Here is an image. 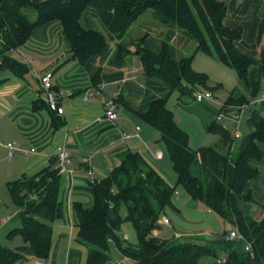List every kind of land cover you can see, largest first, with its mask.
<instances>
[{"label":"trees","instance_id":"trees-1","mask_svg":"<svg viewBox=\"0 0 264 264\" xmlns=\"http://www.w3.org/2000/svg\"><path fill=\"white\" fill-rule=\"evenodd\" d=\"M27 11L35 12L36 19L31 20ZM227 12L225 0H0V76L9 73L25 79L30 65L11 53L24 46L36 28L59 23L71 47V58L86 70L94 88L99 89L102 83H122L117 104L160 133L177 175L176 184L171 185L143 154L127 150L121 154V164L107 178L91 183L94 206L87 209L81 203L74 205L78 240L88 249L86 264H122L113 259L112 244L136 264H200L204 258L218 260L221 253L226 254L223 264H264V213L256 219V212L245 210V204L256 205L250 184L258 178L264 159L260 146L264 143V102L251 104L249 131L236 139L220 122V111L194 98L195 91L214 93L218 89L208 85L206 74L193 69L198 52L237 71L246 92L234 89L226 101L229 107L250 105L259 96L260 81H252L250 72L258 66L263 74L264 46L260 62L242 51L237 43L243 40V29L225 25ZM149 14L168 29L166 38L146 33L138 40L124 42L133 25ZM98 24L104 32L95 28ZM178 41L195 42V53L178 55ZM263 41L264 19L253 47ZM132 58L142 67L139 83L125 81L124 68ZM104 64L116 69L105 71ZM175 91L203 107L206 131L220 137L218 146L198 150L191 147L189 134L167 106ZM124 92L140 100L139 105L126 102ZM42 109L60 116L47 102L37 100L34 110ZM57 163L54 156L33 176L7 183L22 221V226L10 231L8 238L20 235L25 245L15 250L0 245V264L49 259L54 224L63 219L62 176ZM179 187L194 203L230 223L243 239H229L233 230L214 242L156 236L167 209L179 211L173 203ZM122 206L127 212L124 218L120 215ZM260 208L264 211V204ZM124 222H130L137 231V245L120 234ZM247 245L251 251L246 250Z\"/></svg>","mask_w":264,"mask_h":264},{"label":"crops","instance_id":"crops-1","mask_svg":"<svg viewBox=\"0 0 264 264\" xmlns=\"http://www.w3.org/2000/svg\"><path fill=\"white\" fill-rule=\"evenodd\" d=\"M225 1L228 4L225 25L231 29H243V40L237 43L239 48L260 62L261 59L257 58L258 51L249 47L258 40L259 28L264 19V0ZM42 47L47 49L46 53L41 51L44 49ZM15 52V58L30 65L31 70L37 71L36 85L27 79L30 73L25 79L9 73L1 75L0 80L3 82L0 83V119L7 117L16 129H20L21 146L18 142L15 143L18 152L19 149L37 150L28 153L33 154L34 158L25 166L26 171L33 176L48 166L55 156L56 146L62 143H66L73 162V172L61 175L60 200L63 219L54 224L49 259L28 258L19 264H86L88 249L78 240L79 221L75 203H81L87 209L94 206L95 197L90 189L91 183L107 178L121 164V154L127 150L136 149L134 152L143 153L147 161L170 183L167 172L160 163L165 156L160 152L162 158H158V154L155 155L148 146L146 139L151 135L150 125L122 105L118 104L117 109L121 113L117 111L118 118L114 123L97 121L104 115L103 99L120 93L123 89L122 83H102L99 89L94 88L86 70L71 58V47L59 23L36 28L30 40ZM47 72L54 74L55 89L66 111L62 116H55L46 109L34 110L37 100L46 102L40 76ZM250 79L256 81L251 73ZM125 81H131L127 74ZM112 85L120 89L108 95L106 89ZM90 88L96 92L95 99L86 100V91ZM260 146L264 152V143ZM89 170L94 172V177L89 175ZM250 188L256 202L251 210L256 208L258 211L264 204V159L259 176L250 184ZM2 221L5 223L6 219ZM126 223L131 224L124 222L120 234L135 246L138 244L137 231L131 224L136 231L132 233V229L125 227ZM154 234L160 237V230ZM121 263L136 264L127 258Z\"/></svg>","mask_w":264,"mask_h":264},{"label":"rangeland","instance_id":"rangeland-1","mask_svg":"<svg viewBox=\"0 0 264 264\" xmlns=\"http://www.w3.org/2000/svg\"><path fill=\"white\" fill-rule=\"evenodd\" d=\"M26 13L29 15L31 20L36 19L35 12L27 11ZM95 28L104 32V28L101 24L96 25ZM167 30L168 29L166 27L155 20L153 15H145L133 25L127 33L124 42L129 43L138 40L146 33H149L151 36L158 39H165ZM178 43V46H180L178 55H181L182 53L183 55L189 56L195 53V42L181 43V41H178ZM113 46L114 42H112V47ZM263 46L264 41L263 44L256 48L253 46H250L249 48L258 51L259 55L257 58L261 59V50ZM41 51L46 53L47 49L44 48ZM11 54L17 56L15 51ZM53 66L56 65L53 64ZM104 68L105 71L109 72L116 69L108 64H104ZM124 69L129 80L134 81L135 83H139L141 81L142 67L138 64L136 58H132ZM193 69L196 72L204 73L208 76L207 83L209 86L218 87L217 91L214 92L216 100L210 103L206 102V104L211 107V109L220 111L225 116L228 115V119L222 118V122L228 123V129L232 134L237 130V128H239L242 133L246 134L249 131L247 120L250 117L249 109L251 107L243 113L242 121L239 126L234 122V118H236V116L242 112V108H245L247 105L240 108L233 106L229 107L226 104L227 99L234 89L237 88L243 93L246 92L239 83L237 71L203 52H198L195 55ZM250 73L252 78H255L256 81H260L261 90L256 100L261 99L264 96V72L261 75L259 67L253 66ZM36 74L37 71L31 70L30 74L27 76V79H29L33 85H36ZM119 89L120 88L116 85H112L106 89V93L110 95L113 91H119ZM124 98L127 99L125 100L126 102L128 101L129 103H132L134 106H138L140 103V100H136L134 97L128 96L127 92H124ZM167 106L174 113L179 126L189 134L190 145L194 150H198L201 147H216L220 144V137L218 135L208 133L206 131V123L202 115L203 107L199 106L194 100L188 97H181L180 93L175 91L171 95ZM117 111L121 113V110L117 109ZM219 117L221 116L219 115L218 118ZM150 129L151 135L146 139L148 146L155 153V155L159 152L164 154L165 157L160 163L167 172V178L170 180V183L174 185L177 181V175L174 171L168 148L162 141L160 133L152 126H150ZM19 131L20 129L18 127L16 129L7 117L0 119V245L12 250L24 246L25 242L20 235L15 236L13 239L8 238L10 231L14 228H20L22 226V221L18 208L7 188V183L21 179L25 175L30 176V174L26 171L25 166L34 158L33 154L24 153V149H19V152L16 151L14 157H9V150L7 149L8 142H12L14 144L18 142L17 144L21 146V142L19 141ZM173 203L179 211L171 208L167 209L165 218L170 220V224H163L162 229L160 230L161 238H173L175 236L178 238L180 237L179 239L188 238L214 242L225 233L229 234L234 229L230 223H226L217 213L209 210L204 205H197L194 203L190 196L181 187L176 190L173 196ZM256 211V208L253 209V213ZM126 213V207L122 206L120 209V215L122 218H124ZM11 216L13 219L9 221V219L12 218ZM3 219H6L7 222L4 223L2 221ZM125 227L132 229V233H136L131 224L126 223ZM177 234H180L181 236ZM111 254L113 259L117 262H122V260H124V257L120 254L115 244H112L111 246ZM225 259L226 254L221 253L218 260L204 258L200 264H223Z\"/></svg>","mask_w":264,"mask_h":264},{"label":"built area","instance_id":"built-area-1","mask_svg":"<svg viewBox=\"0 0 264 264\" xmlns=\"http://www.w3.org/2000/svg\"><path fill=\"white\" fill-rule=\"evenodd\" d=\"M40 83L45 95V99L46 102L48 103L50 109L53 112H56L58 115H64L66 113L65 111V107H63L61 105V97L59 96V93H57L56 89H55V83H54V74L51 72H47L43 75L40 76ZM95 94L96 92L94 91L93 88H90L86 91V95H85V99L86 100H92L95 99ZM119 94H116L114 97H110V98H104L103 99V104H104V115L99 117L97 119V121L99 123L103 122V121H110L112 123H114L117 118V108H118V104L116 99L118 98ZM194 98L197 102H214L215 99V94L210 91V90H198L195 91L194 93ZM261 102H264V96L261 99L255 100L254 102H252L251 104H260ZM250 105H247L245 108H242V112L240 114H238L236 116V118H234V122L240 126L241 121H242V116L243 113L246 112L249 108ZM245 106V105H244ZM221 117H219L220 122H222V118H227V116H225L223 113L220 114ZM228 119V118H227ZM222 124L228 128V123H223ZM233 136L236 139H239L243 136V133L239 130V128H237V130L233 133ZM8 149H9V157H14L15 152L18 150L16 147V144H8ZM36 149H32L30 151H24L26 154L28 153H34L36 152ZM57 159H58V163H57V167L59 170V174L63 175V174H67V173H72V157L71 154L67 148L66 143H62L56 146L55 148V154H54ZM158 158H162V153H158ZM89 175H91L92 177H94V172L92 170L88 171ZM10 221V219H9ZM7 222V221H6ZM162 224H170V220L167 218L162 219L161 221ZM229 239L234 240V239H243L242 234L238 231V230H233L230 235L228 236ZM246 250L247 251H251V246L247 245L246 246ZM39 264V263H37Z\"/></svg>","mask_w":264,"mask_h":264},{"label":"water","instance_id":"water-1","mask_svg":"<svg viewBox=\"0 0 264 264\" xmlns=\"http://www.w3.org/2000/svg\"><path fill=\"white\" fill-rule=\"evenodd\" d=\"M251 209H252V205L251 204H245V210H246L247 213L250 212ZM263 213H264L263 209L260 208L258 210L257 214H256V219H260L261 216L263 215Z\"/></svg>","mask_w":264,"mask_h":264}]
</instances>
